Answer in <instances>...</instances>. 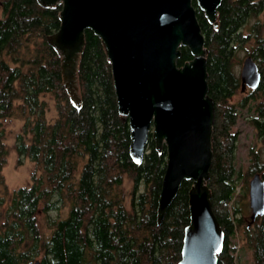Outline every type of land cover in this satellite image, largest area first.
Returning <instances> with one entry per match:
<instances>
[{
    "label": "trees",
    "instance_id": "trees-1",
    "mask_svg": "<svg viewBox=\"0 0 264 264\" xmlns=\"http://www.w3.org/2000/svg\"><path fill=\"white\" fill-rule=\"evenodd\" d=\"M192 3L214 105L206 185L224 237L217 264H243L241 250L249 264H264V213L250 221L241 202L249 177L259 173L264 180V161L251 151L245 171L235 168L234 130L250 96L255 116L249 123L264 140V0H221L216 25ZM61 8V2L0 0V119H23L13 146L35 164L29 185L7 188L1 168L8 152L0 131V264H177L193 182L182 180L159 223L166 147L158 149L149 132L142 160L132 159L128 118L117 109L111 65L90 28L83 31L75 72L78 102L71 99L61 55L47 41L59 28ZM240 50L254 60L260 78L250 95L233 101L241 93L232 63ZM179 51L177 66L192 59L188 47ZM48 99L55 107L52 120L46 117Z\"/></svg>",
    "mask_w": 264,
    "mask_h": 264
},
{
    "label": "water",
    "instance_id": "water-1",
    "mask_svg": "<svg viewBox=\"0 0 264 264\" xmlns=\"http://www.w3.org/2000/svg\"><path fill=\"white\" fill-rule=\"evenodd\" d=\"M221 0H195L216 25ZM61 2L59 28L47 41L61 55L62 76L71 99L76 94V66L90 28L104 46L111 65L117 109L127 116L130 155L143 158L148 133L158 149L166 147V165L158 197L157 219L183 179L188 192L189 223L184 228L177 264H217L223 232L212 211L206 185L211 163L214 105L207 95L206 48L192 0H38ZM193 57L177 66L179 47ZM240 89L255 88L260 71L251 56L242 59ZM250 221L264 213V180L254 173L248 182ZM33 264H39L36 260Z\"/></svg>",
    "mask_w": 264,
    "mask_h": 264
},
{
    "label": "rangeland",
    "instance_id": "rangeland-1",
    "mask_svg": "<svg viewBox=\"0 0 264 264\" xmlns=\"http://www.w3.org/2000/svg\"><path fill=\"white\" fill-rule=\"evenodd\" d=\"M1 15V12H0ZM244 33H247V30H243ZM249 43H247L245 48H248ZM246 51V49H244ZM243 50L237 51L233 58L232 63L234 68L236 67V71L239 76L240 68L242 59L246 56ZM235 70V69H234ZM243 92L237 93L235 97H233V101L240 100L243 96ZM240 116L237 122L236 130L237 133V141H236V150H235V168L241 169L242 172L245 171L247 164L249 165V153L251 151H259L261 158L264 161V140L259 139L256 136L255 129L249 125L248 118H250L249 113L246 111H239ZM55 116V107L53 101L48 99V106L46 110V117L48 120H52ZM23 119L18 117H6L0 119V131L3 132V142L7 147V157L6 161L1 168V174L4 178V183L6 184L7 188L12 189L18 186H25L29 185L31 175L35 172V164L26 156L18 155L14 149V136L16 133L20 132L22 129ZM38 174L39 171H36ZM251 177L247 179V193L246 197L241 199L242 203H247L248 209L244 208V213L242 216L245 218L250 214V207L248 204V182ZM239 184L244 185L243 179L240 180ZM124 187L129 189L130 181L127 179L124 182ZM240 186L236 188L239 191ZM51 216H56L57 210H51L49 212ZM65 214V210L61 211V215ZM232 241H236V238ZM239 253V260L243 264H249V255L245 250H241Z\"/></svg>",
    "mask_w": 264,
    "mask_h": 264
},
{
    "label": "flooded vegetation",
    "instance_id": "flooded-vegetation-1",
    "mask_svg": "<svg viewBox=\"0 0 264 264\" xmlns=\"http://www.w3.org/2000/svg\"><path fill=\"white\" fill-rule=\"evenodd\" d=\"M254 89L255 88H251V87L245 86L244 89L241 92H243L244 95H250V93H251L250 91H252ZM250 100H251V97L249 96L246 99V101H245V105H243V107H241L240 111H246V112H248L250 118H252L253 116H255V113L253 112L252 105L249 103ZM250 118H248V121H249ZM249 125H251V124L249 123ZM252 128L254 129L253 126H252ZM255 133H256V130H255Z\"/></svg>",
    "mask_w": 264,
    "mask_h": 264
}]
</instances>
